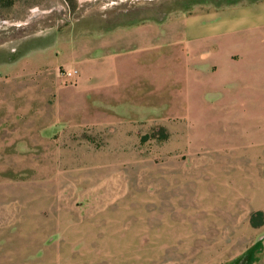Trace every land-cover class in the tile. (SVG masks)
<instances>
[{"label": "rangeland", "instance_id": "374dc122", "mask_svg": "<svg viewBox=\"0 0 264 264\" xmlns=\"http://www.w3.org/2000/svg\"><path fill=\"white\" fill-rule=\"evenodd\" d=\"M253 2L0 4V264H264V77L167 104L163 120L61 128L51 115L50 87L79 75L50 70L71 38L160 19L189 46L191 18Z\"/></svg>", "mask_w": 264, "mask_h": 264}, {"label": "crops", "instance_id": "0c3cea01", "mask_svg": "<svg viewBox=\"0 0 264 264\" xmlns=\"http://www.w3.org/2000/svg\"><path fill=\"white\" fill-rule=\"evenodd\" d=\"M137 22L131 19L121 28H110L109 32L84 33L75 44L74 37L71 38L73 46L64 62L66 67L59 64L50 70L77 69L79 75L72 85L58 83L50 87L52 125L98 127L144 121L150 119L147 115L163 120L167 115L166 105L176 106L183 98L203 104L198 101L204 99L208 90L242 81L249 87L263 84L264 3L244 5L241 18L223 14L212 20L191 18L185 38L189 46L183 45L182 37L177 41L167 40L160 19L152 29ZM238 27L241 39L235 35ZM168 43H171L169 49ZM240 46L241 52L228 51L239 50ZM241 60L255 69L250 73L247 69L238 72L236 68ZM168 83L180 89L169 88ZM182 87L189 95L182 92Z\"/></svg>", "mask_w": 264, "mask_h": 264}, {"label": "built area", "instance_id": "2783aa9c", "mask_svg": "<svg viewBox=\"0 0 264 264\" xmlns=\"http://www.w3.org/2000/svg\"><path fill=\"white\" fill-rule=\"evenodd\" d=\"M77 74H78V70L77 69H73V70H70V71H66L65 75H66L67 78L72 79V78L76 77Z\"/></svg>", "mask_w": 264, "mask_h": 264}, {"label": "trees", "instance_id": "16d2710c", "mask_svg": "<svg viewBox=\"0 0 264 264\" xmlns=\"http://www.w3.org/2000/svg\"><path fill=\"white\" fill-rule=\"evenodd\" d=\"M14 0H0V4L11 5ZM261 214V213H259Z\"/></svg>", "mask_w": 264, "mask_h": 264}]
</instances>
